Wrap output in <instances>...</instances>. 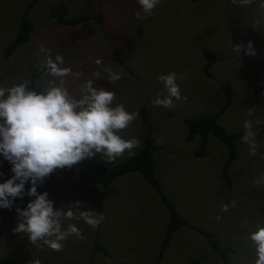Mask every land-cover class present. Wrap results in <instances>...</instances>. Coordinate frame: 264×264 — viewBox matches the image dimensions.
<instances>
[{"label": "rangeland", "instance_id": "obj_1", "mask_svg": "<svg viewBox=\"0 0 264 264\" xmlns=\"http://www.w3.org/2000/svg\"><path fill=\"white\" fill-rule=\"evenodd\" d=\"M33 1L0 0V85L10 87L29 80L42 59L39 45H44L53 58L59 54L67 60L71 72L64 80L70 94L74 95L92 72L99 71L101 78L94 84L116 94L113 104L122 103L128 111L139 113L120 134L125 139L137 136L141 145L131 155L126 152L111 162L99 155L87 161L110 168L142 152L149 133L141 117L144 108L152 127L150 144L159 148L156 175L176 210L193 227L181 228L174 235L159 264H224L197 229L213 235L222 247L233 249L229 264H252L254 254L247 235L258 221H264V185L254 184L264 173V125L256 136L259 147L255 156H249L247 145L238 140V158L230 168L229 187L223 174L226 147L209 135L207 156L197 158L202 140L185 141V121L219 113L228 100L225 89L231 90L232 99L219 124L228 133L243 135L245 119L264 121V95L254 103L255 91L264 88V22L255 23L264 9L255 3L240 6L232 0H161L151 16L136 19V0H37L28 13L34 26L31 40L6 57ZM100 14L103 24L93 20L66 28L50 22L51 16L70 19ZM248 41L256 54L246 56L242 52L235 58L229 42L235 46ZM208 54L215 57L212 78L205 74ZM97 59L101 65L95 63ZM115 65L121 67L122 76L109 83L102 69H115ZM169 72L183 74L184 79L177 84L186 99L174 101L171 108L153 106L151 101L163 91L157 76ZM75 73H79L78 78ZM52 79L46 74L36 84L42 89ZM10 176V165L0 158V182ZM96 179L95 170L81 161L71 168L54 170L37 192L48 193L54 210L79 201L82 208L98 212L104 188L95 183ZM28 187L26 183L25 192ZM105 191L101 224L91 231L76 222L86 238L69 237L61 251L37 249L27 234L13 231L14 203L12 209H0V261L30 264L38 258L40 264H154L170 221L159 195L138 174L118 179ZM231 199L237 201L236 207L221 212V205ZM18 201L26 204L29 197ZM96 237L106 255L93 254Z\"/></svg>", "mask_w": 264, "mask_h": 264}, {"label": "clouds", "instance_id": "obj_2", "mask_svg": "<svg viewBox=\"0 0 264 264\" xmlns=\"http://www.w3.org/2000/svg\"><path fill=\"white\" fill-rule=\"evenodd\" d=\"M161 0H136L139 11L136 19H144L153 14ZM233 4L248 6L257 4L264 9V0H232ZM264 22V14L256 24ZM235 58L243 52L254 56L251 41L245 44L230 45ZM42 59L35 67L38 71L53 77L46 86L36 90L29 86V80L15 83L10 87L0 85V158L10 165V178L0 182V209H12L14 200H22L26 195L29 201L23 208L15 207L16 222L13 231L27 234L28 241L37 249L47 247L61 251L63 242L69 237L85 239L76 222L87 225L95 231L104 219L102 213L84 207L82 203H68L54 210V202L47 192H37L39 184L56 169L71 168L73 165L91 159L96 155L111 162L124 153L131 155L141 145L137 136L125 139L120 133L139 115L128 111L122 103L113 104L116 94L94 84L101 78L99 71L92 72L84 80L76 93L70 94L64 77L71 72L63 66L64 58L57 54L54 58L44 45L38 46ZM101 65V60L95 61ZM121 67H104L106 81L121 79ZM76 78L79 73L73 74ZM183 74L169 72L157 76L163 91L156 94L153 106L171 108L174 101H183L177 80ZM264 95V92L261 93ZM251 108L249 116L252 115ZM264 121L245 119L240 143L247 145L248 155L255 156L259 147L256 136ZM29 187L25 192V184ZM256 185H264V173L254 180ZM237 201L231 199L220 207L221 212L235 208ZM220 219L219 215L215 217ZM248 247L253 251L252 264H264V221H258L247 235ZM30 264H40L33 258Z\"/></svg>", "mask_w": 264, "mask_h": 264}, {"label": "trees", "instance_id": "obj_3", "mask_svg": "<svg viewBox=\"0 0 264 264\" xmlns=\"http://www.w3.org/2000/svg\"><path fill=\"white\" fill-rule=\"evenodd\" d=\"M37 0L31 2L26 12L23 16L18 34L12 44L6 50V57H10L18 47L28 43L31 40V36L33 33L34 26L28 19V13L32 10L36 5ZM95 20L99 24H103V15L100 14L97 17H89V16H74L70 19H61L56 16L50 17V22L55 24L59 27H66L72 28L86 24L89 21ZM106 36V33L100 32L101 35L103 34ZM65 63L63 66H67V60L64 59ZM215 63V57L212 54H208L207 57V65L205 67V74L208 78H212L211 68ZM46 75L42 71H38L35 69L29 77V86L35 88L36 90H40L37 86V81ZM225 92L228 95V100L225 107L220 110L215 116L210 117H200L197 119H187L185 121L187 127V135L185 138L186 142L192 141L196 137H200L202 140L201 147L198 151H196L195 155L197 158L206 157L207 156V144H208V136L212 135L215 139L220 141L227 150V159L225 165L223 167V174L224 178L229 187H231V178H230V168L234 164V162L238 158V147L237 143L241 134H230L226 131V129L219 124V119L222 114L225 112L227 107L230 105L232 99V92L229 89H225ZM264 92V88L255 91L254 96V103L258 102V98L261 93ZM141 117L143 120L144 125L149 129V133L146 138V147L145 149L137 154L136 156L116 164L110 168H106L102 165L98 164H90L87 159L83 160L89 166H91L97 175V179L95 183L101 185L104 188L102 193L101 199L98 204V212L103 214V206H104V199L106 195V188L109 187L112 183L117 181L118 179L129 175V174H138L141 176L145 182L159 195L163 205L167 209L170 214V221L166 228L164 239L161 245V249L156 257V261L154 264H159L162 262L168 248L170 247L171 241L174 235L184 227L193 228L190 226L188 221L176 210L174 205L172 204L171 200L168 196L164 193L161 183L156 175V162L155 156L156 153L159 151L158 147H155L150 144V136L152 127L147 120L146 110L143 108L141 110ZM14 205L17 207L23 208L25 204L19 202L18 200H14ZM196 230V229H195ZM197 232L206 239L209 247L213 252H215L223 261L224 264H229L228 257L230 254L233 253V249L230 247H222L219 242L215 239V237L208 232L203 230H198ZM94 253H102L104 255L107 254L106 249L98 243V238L96 237L93 254ZM2 264H15L8 261H0Z\"/></svg>", "mask_w": 264, "mask_h": 264}]
</instances>
